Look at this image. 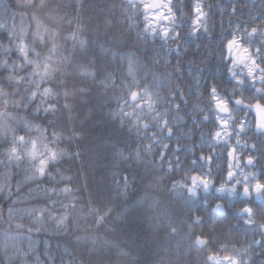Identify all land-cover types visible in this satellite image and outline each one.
<instances>
[{
    "label": "snow or ice",
    "instance_id": "snow-or-ice-1",
    "mask_svg": "<svg viewBox=\"0 0 264 264\" xmlns=\"http://www.w3.org/2000/svg\"><path fill=\"white\" fill-rule=\"evenodd\" d=\"M239 3L240 0H234L229 5L228 27L231 31L228 36H231V39L225 36L222 41L223 57H233L229 65H226L232 83L229 90L220 87L214 78L207 88L201 84L205 68L200 67V64L205 63L206 67L209 52L215 50H206L199 62L195 56L186 58L190 48L182 34L185 32V22L187 34L198 35L203 31L211 35L209 13L204 9H211L212 5L206 4L205 0H191V15L185 12L183 0H177L176 3H173V0H127L128 7H122L121 13L128 21V30L138 26L137 15H143L144 20L143 29L136 35L134 50L127 47V38L121 34L110 37L107 44H100L99 53L92 50L91 39L85 40L80 36V33L86 31L98 32V29H91L88 24L80 22L81 13L92 8L88 0H70L66 5L51 6L48 0H16L17 7L25 11L19 14L8 13V20L0 21V29L6 32L8 40L7 44L0 43V71L8 73L0 78V147L4 148V151L0 152V157H3L0 159V167L18 166L24 162L22 155H26L32 162V170L30 174L27 169L23 170L25 175L23 180L15 185V191L10 183L0 184V196L10 202L6 212L0 207V221L4 225L0 231V264H27L29 253L35 256L36 264H44L33 245L34 236L46 228V215L57 232L69 238L59 255V264H85V259L77 257H86L87 264H113L111 255L106 259L102 253L110 252L113 248L120 249L118 243L106 239L97 245L96 239H103L99 235L95 238L75 235L80 226L77 225L76 229L70 227L71 216L68 208L74 209L76 205H65L58 199L61 193H69L72 190L67 187H47L43 184L44 180L50 184L75 182V177L65 176L58 167L69 158L71 161L81 162L78 174L87 172L88 168L95 165L94 160L83 159L89 152L84 143H78V150L71 152L58 147L64 140V133L56 129L65 128L63 121L70 119L65 113L73 108L68 101L75 95L89 92L88 87L77 86V76L61 79L65 76L66 67H74L79 79L102 89L109 102H116L117 107L109 110L110 116L118 118L119 125L130 129L135 137L134 147L110 143L107 162L117 192L112 198L101 201L96 200L94 193H91L90 200L95 199L100 204V207H91L88 210L95 225L105 231L112 230V224L107 218L114 211L116 205L113 201L117 198L123 207L114 219H124L128 212L126 202L135 191L133 185L137 184V180L144 179L143 176L137 175V170L141 167L145 174L155 171L162 173L154 177L155 182L149 183V188H162L166 178L179 173L183 179L172 180L171 191L183 201L179 214L177 213L178 222L187 229L185 237L191 240L192 250L208 249L209 244L213 243L215 222L210 224L209 221L216 213L225 211L228 206L226 197L233 196L244 201V206L238 209V213L240 221L250 226L253 239L238 253L240 259H224L228 264H256L255 258L264 256V222L257 220L258 216H264V207H253L249 203L254 196L264 200V181L259 179L262 175L260 170L264 168V27L253 26L257 18L264 24V13L253 17L252 22L237 21L233 24L231 16L239 11ZM66 8L75 13L67 20L69 27L75 22V31L64 36V43H61L60 33L55 28L47 27L40 16L63 21L69 14L65 11ZM139 8H143V13L137 11ZM61 11L65 14L60 15ZM29 20L34 22V30L28 23ZM256 35L260 36L259 46L253 41ZM245 38L250 47L243 46ZM157 40L160 41L159 46L156 44ZM69 42L71 53L67 46ZM200 47V44L195 45V50L198 51ZM241 49L244 53L242 56L238 54ZM77 50L82 63L77 62L78 58L74 55ZM141 52L145 55L141 56ZM173 52L182 55L173 56ZM13 54H16L18 59H11ZM239 64L246 68L247 74L243 79L234 70ZM185 76L190 78L191 84L182 88ZM257 84L260 86L256 87ZM249 85L253 95L245 97L243 93ZM202 87L207 91L209 105H214L217 130L209 134L207 145L201 144L197 149L193 144L189 151L181 143L185 134L179 130L182 120L179 113L184 111L182 105L187 101L185 91L202 97ZM162 89L166 95L161 94ZM221 92L227 95L222 96ZM238 94L240 98H236ZM177 99H180V103H176ZM246 100H255V103H246ZM230 103L233 108H229ZM192 107L196 110L200 106ZM208 110L211 112L212 108ZM252 111L259 116L255 124L247 119ZM209 119V115L201 116V122ZM37 121H47L49 127L46 128L43 123ZM153 128L157 131H152ZM87 135V130L81 126V130H73L68 139L85 141ZM144 140L148 143H137ZM5 145L7 147H4ZM205 148L208 155L204 154ZM221 157L226 175L223 181L218 182L214 178L216 174L213 165ZM258 166V171L244 172V168L257 169ZM237 169L240 170L239 175ZM57 177L60 179L57 180ZM89 177H84L85 187ZM27 183L36 185L34 189L28 190V196L43 201V208L16 210L11 206L28 202L20 199L22 186ZM177 189L183 191L177 192ZM212 192L219 195L215 197V203L208 213H202L194 207L193 202L199 200L202 195L205 197L203 203L207 205L208 194ZM13 196L17 199L12 200ZM148 196L145 192L143 196L135 199V203L142 206ZM156 202H159L158 199ZM17 211L26 213L36 226L27 227L15 223L19 218ZM101 211L103 214H100ZM204 227L209 228L207 234L202 231ZM169 228L170 235L177 234L176 227L169 225ZM196 229H201L200 235L196 233ZM257 234L260 239L255 238ZM245 235L247 236V233ZM21 239L29 241L28 252L19 248L10 252L9 241ZM89 242L93 245L91 250L87 247ZM253 248H258L259 252H250ZM48 250L49 254L45 259L48 264H56L57 257L51 255L50 245ZM116 255L127 253L120 249ZM66 256L73 259L66 260ZM209 262L220 264L214 255L206 256L204 264ZM160 264L165 262L161 261Z\"/></svg>",
    "mask_w": 264,
    "mask_h": 264
},
{
    "label": "trees",
    "instance_id": "trees-1",
    "mask_svg": "<svg viewBox=\"0 0 264 264\" xmlns=\"http://www.w3.org/2000/svg\"><path fill=\"white\" fill-rule=\"evenodd\" d=\"M176 2L177 0H173V3ZM183 2L185 12L191 15V0H183ZM233 2L234 0H205L206 4L212 5L211 9L207 7L204 9L205 12L209 13L208 24L211 30V35H207L203 31L198 35H189L186 32L187 22H185V32L182 34L190 48L186 58L190 59L195 56L199 62V59L202 58V54L205 53L206 50H215V52H209L206 60V67L205 63L200 64V67L205 68L204 79L201 81V84L204 85L205 88H207L208 83L213 78L220 87H225L229 90L232 87V83L230 82L231 77L227 73L226 65H229V61L233 57H223L222 41L225 36H227L228 39H231V36H228V33L231 31L228 27V13L229 5ZM48 3L50 6L53 4L66 5L70 3V0H48ZM88 3L92 8L81 13L80 22L88 24L91 29H98V32L86 31L80 33V36L85 40H92V50L99 53L100 44H107L110 37L119 36L121 34H124L127 38V47L133 48L134 50L136 35L138 32H141L144 27L143 15H137L136 20L138 26L129 31L128 21L124 19V15L121 13L122 7H128L127 0H88ZM238 7L239 11L231 16L233 24L237 21H240L241 23L252 22L253 17H258L261 13H264V0H240ZM23 11L25 10L17 7L16 0H0V21H7L8 13L15 12L19 14ZM65 11L69 14L63 21L48 19L43 15L40 16V19L47 27L55 28L60 33L61 43H64V36L71 31H75V22L70 27L67 24V20L71 19L75 13H72L70 8H66ZM137 11L143 13L144 10L143 8H139ZM64 14V11L60 12V15ZM53 15H55V13H53ZM106 21H110L111 23H106ZM28 23L32 25V29L34 30V22L29 20ZM17 24H19V19H17ZM256 25L264 27V24H261L258 18L253 23V26ZM157 27H159V25H157ZM6 36V32L3 29H0V43H8ZM259 40V35L253 37V41L256 42L257 46H259ZM26 42L28 41L26 40ZM159 43L160 41L157 40V46H159ZM197 44L201 45L198 51L195 50V45ZM67 46L69 48V53H71V42H69ZM243 46H251L247 43L246 38L243 42ZM235 54L236 53H234V55ZM238 54L241 56L244 55L242 49ZM0 55H2V50H0ZM74 55L78 58L77 62H83L79 59V50H77ZM140 55L144 56L145 53L141 52ZM172 55L179 56L182 55V53L173 52ZM11 59L15 60L18 59V57L16 54H13ZM234 70L242 79L246 77V68L243 64L237 65ZM6 75H8L7 72L0 71V78H3ZM70 76H77V86L88 87L89 92L75 95L68 101L69 104L73 105V108L65 113L66 116L70 117L69 120L63 121L65 128L63 130L60 128L56 129V131H63L64 133V140L61 141L58 147L71 152L73 150H78L76 148L78 143H84V146L88 148L89 152L88 156L83 159L87 160L90 158L95 161V165L88 168L87 172L78 174L81 162L71 161L69 158L62 166L58 165V167L61 168V171L65 176L75 177V182L64 181L59 184H50L47 180H44L43 184L47 187H67L72 190L69 193H61L58 199L65 205L73 203L76 205L74 209L71 207L68 208V212L71 216L70 227L76 229L77 225L80 226L79 230L75 232V235L91 238H95L99 235L103 239H96L97 245L102 244L104 239L118 243L120 249H122L123 252H126L127 255L117 256L116 253L120 249L115 248L111 249L110 252L102 253L106 259L110 254L113 264H116L117 261L119 264H160L161 261H164L165 264H204L207 255H214L216 259L220 261V264H228L224 257L240 259L241 257L238 253L247 246V243L251 239H253L250 226L245 225L240 221V214L238 213V209L244 206V201L240 197L227 196L226 203L228 206L226 208V214L222 215L216 213L212 220L209 221L210 224L215 222L213 243L209 244L208 249L201 251L192 250L191 240L185 237L187 229L181 226L178 222L179 217L177 216V213L179 214L183 201L171 191V181H181L183 179L179 173L166 178L163 181L164 187L149 188V183L155 182L154 177L160 176L162 173L155 171L145 174L144 169L141 167L137 170V175L143 176L144 179L142 181L137 180V184L133 185L135 191L130 194L129 199L126 202L128 212L125 214L124 219H114L123 207L121 201L117 198L113 201L116 207L107 218L112 224V230L105 231L103 228L94 224L93 217L88 213L89 208L100 207V204L96 200L101 201L112 198L117 192L113 177L110 175V165L107 162L110 143H120L122 147L124 144L134 147L133 140L135 137L130 129L119 125L118 118L110 116L109 110L117 107L115 101L109 102L108 97L103 95L102 89L88 83L86 80L79 79L78 73L74 67H66L65 76H62L61 79H66ZM184 81L185 83L181 84L182 88H184L186 84H191V80L188 76L184 77ZM259 86V84L256 85V87ZM69 90L71 89L69 88ZM201 92H203V96L199 97L192 95L190 91L186 90L185 96H187V101L182 105L184 111L179 113L182 117L179 124V130L181 133L185 134L181 143L184 144L189 151L193 144L197 146V149H199L201 144L207 145L210 140L209 134L214 133V131L217 130L214 105H209L208 94L203 87L201 88ZM161 94L166 95L167 93L162 89ZM221 95L225 96L227 93L221 92ZM243 95L245 97L253 95L250 85L246 88ZM236 98H240L239 94ZM245 102L253 103L255 100H246ZM176 103H180V99H177ZM193 105H199L200 107L199 109L194 110L192 107ZM229 105L233 108L231 103ZM209 108H212L211 112L208 110ZM125 110L127 111V109ZM202 115H209L210 119L201 122ZM247 119L254 122L251 112ZM46 122L47 121H37V123H43L44 127L48 128L49 125ZM81 126H83L88 132L86 140H69L68 137L71 135V132L73 130L80 131ZM152 131L157 130L153 128ZM251 135L252 133L250 132L249 136ZM35 136L36 133L34 132L33 137L35 138ZM246 138L247 137H245V139ZM137 143H148V141H137ZM4 147H7V145ZM3 151L4 148L0 147V152ZM204 154H209L206 148ZM0 159H3V157H0ZM22 159L24 162L18 166L13 165L9 168L0 167V184H5L6 182L10 183L13 187V191H15V185L22 181L25 175L23 170L27 169L28 174L31 173V160L26 155H22ZM224 167L223 157L213 165V171L216 174L214 178L217 179L218 182L223 181L226 175ZM69 168L71 170H66ZM258 170L259 166L257 169L251 167L244 168L245 173ZM236 171L239 175L240 170L237 169ZM260 171L262 175L259 179L264 181V168ZM86 175L90 176L89 181L87 182V187H85L84 179ZM240 178H243L242 175ZM59 179L60 177H57V180ZM116 179H119V177H116ZM35 187L36 185L33 183L23 185L20 199L27 200L28 202L11 206L16 210L29 209L32 207H36L37 209L43 208V201L28 196V190L34 189ZM176 191L182 192L183 189H177ZM145 192L149 194L148 199L142 206L137 205L135 199L139 196H143ZM91 193H94V198L96 200H90ZM217 195L219 194L215 192L209 193L207 197L209 203L207 205L203 203L205 197L202 195L199 200L193 202V205L202 213H208L212 205H214L215 197ZM11 199L16 200L17 197L13 196ZM157 199L159 201L158 203L156 202ZM249 203H251L253 207H264V200L256 201L253 198ZM9 206L10 202L0 196V207L6 212ZM49 211L52 212L53 210ZM100 214H103V212L101 211ZM16 215L19 218L15 220V223L23 224L27 227L36 226L31 222L30 217L26 213L17 211ZM257 220L264 222V216H258ZM44 223L46 228L34 236L35 244L33 247L37 249L44 264H48L45 257L49 254L48 245H50L51 255L57 257L56 264H59V255L63 252L64 246L69 238L57 232L56 227L53 225L52 221L49 220L48 215L45 216ZM169 225L177 228V234H169ZM3 227V222L0 221V231H2ZM202 231L204 234H207L209 228L204 227ZM196 233L200 235L201 229H196ZM245 233H247V236ZM255 238L260 239L258 234ZM221 245H224L225 247L221 248ZM68 246L70 247L71 245ZM87 247L91 250L93 247L92 243L89 242ZM0 248H2V243H0ZM14 248H19L28 252L29 241L26 239L10 240L9 251H13ZM77 251L79 250L77 249ZM249 251L259 252V249L253 248ZM64 258L66 260L73 259L71 256H66ZM77 259H85V264H87L86 257H77ZM93 259H96V257H93ZM255 261L256 264H264V256H257ZM27 264H36V258L31 253H29L27 257ZM209 264H214V262H209Z\"/></svg>",
    "mask_w": 264,
    "mask_h": 264
},
{
    "label": "water",
    "instance_id": "water-1",
    "mask_svg": "<svg viewBox=\"0 0 264 264\" xmlns=\"http://www.w3.org/2000/svg\"><path fill=\"white\" fill-rule=\"evenodd\" d=\"M152 2H153V0H151ZM253 103H255V102H253ZM230 108V107H229ZM252 113H253V115L255 116V123L259 120V116H258V114L255 112V111H252ZM218 214H223V215H225L226 214V209H225V211L224 212H221V213H218Z\"/></svg>",
    "mask_w": 264,
    "mask_h": 264
},
{
    "label": "rangeland",
    "instance_id": "rangeland-1",
    "mask_svg": "<svg viewBox=\"0 0 264 264\" xmlns=\"http://www.w3.org/2000/svg\"><path fill=\"white\" fill-rule=\"evenodd\" d=\"M147 2H151L150 0H147ZM226 118V117H225Z\"/></svg>",
    "mask_w": 264,
    "mask_h": 264
},
{
    "label": "flooded vegetation",
    "instance_id": "flooded-vegetation-1",
    "mask_svg": "<svg viewBox=\"0 0 264 264\" xmlns=\"http://www.w3.org/2000/svg\"><path fill=\"white\" fill-rule=\"evenodd\" d=\"M254 198H255V196H254ZM260 200H262V199H260Z\"/></svg>",
    "mask_w": 264,
    "mask_h": 264
}]
</instances>
